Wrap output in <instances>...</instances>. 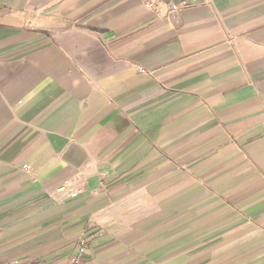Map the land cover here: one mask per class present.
<instances>
[{
  "label": "crops",
  "instance_id": "crops-1",
  "mask_svg": "<svg viewBox=\"0 0 264 264\" xmlns=\"http://www.w3.org/2000/svg\"><path fill=\"white\" fill-rule=\"evenodd\" d=\"M144 2L0 0V264H264V0Z\"/></svg>",
  "mask_w": 264,
  "mask_h": 264
},
{
  "label": "built area",
  "instance_id": "built-area-1",
  "mask_svg": "<svg viewBox=\"0 0 264 264\" xmlns=\"http://www.w3.org/2000/svg\"><path fill=\"white\" fill-rule=\"evenodd\" d=\"M211 0H145V6L152 10L157 15H164L166 17L173 16L180 13L184 9L193 8L199 5H209ZM18 104H22L20 101ZM29 167L26 166L25 169ZM71 187L70 184L64 185L59 188V192L67 193ZM69 197L74 199L77 193L69 194ZM87 244L84 237H80L77 241L76 253L70 255L66 264H84V256L86 255ZM18 264V263H12Z\"/></svg>",
  "mask_w": 264,
  "mask_h": 264
}]
</instances>
